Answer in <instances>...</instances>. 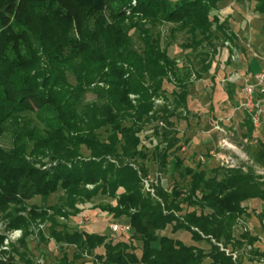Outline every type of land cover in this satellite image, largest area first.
Instances as JSON below:
<instances>
[{"label": "trees", "instance_id": "1", "mask_svg": "<svg viewBox=\"0 0 264 264\" xmlns=\"http://www.w3.org/2000/svg\"><path fill=\"white\" fill-rule=\"evenodd\" d=\"M71 1L85 9L39 12L19 9L23 0H0V134L8 125L12 133L11 145H0V218L6 220L4 231H22L9 250L0 249V264H41L29 248L32 235L73 248L71 257L63 251L58 264H77L80 259L83 264L88 255L93 264H264L260 262L264 249L253 248L259 236L243 229L234 234L237 222L248 215L249 201L260 203L256 216L264 228V175L243 166L217 167L208 173L200 163L195 168L184 166L178 155L184 135L172 118L187 108L191 66L183 68L185 82L169 100L163 84L178 80L179 66L167 46H162L159 33L153 39L144 35L140 49H135L118 27L125 13L113 9L114 24L105 27L114 29V44L102 48L98 32L83 25L81 18L86 12L104 11L106 0ZM220 1L136 0L138 9L132 10L155 22L177 24L194 49L215 36L214 30L235 41L228 17L223 25L214 12ZM253 1V10L264 14V0ZM46 14L63 20L61 36L48 45L36 27V20ZM70 29L78 33L77 38ZM31 34L46 53L44 64L31 50ZM73 58L79 60L76 66L70 63ZM201 60L200 69L208 70L207 59ZM88 92L95 95L91 101L83 99ZM159 98L163 105H156ZM33 119L45 123L44 131L38 130L37 123L32 125ZM153 122L157 144L148 149L141 146L139 133ZM244 126L250 138L254 127L249 116ZM247 150L254 163L264 166L263 140ZM149 157L157 162L156 197L142 188V177L150 174ZM161 174L170 175V187L161 182ZM180 181L187 183L186 189ZM119 188L122 192L115 205L99 207L116 218L125 217L130 231L118 235L129 238L108 239L109 234L59 225L57 217L63 216L64 208L78 212V203L100 194L114 196ZM58 192L63 196L57 199L59 205L27 210L28 199L39 196L45 202ZM43 223L46 235L44 227H38ZM167 230L171 234L183 230L192 242L171 237ZM4 238L0 233V248ZM133 240L140 242L139 252ZM200 241L209 248L198 246ZM241 249L243 256L233 258ZM248 253L255 258L246 259Z\"/></svg>", "mask_w": 264, "mask_h": 264}, {"label": "rangeland", "instance_id": "2", "mask_svg": "<svg viewBox=\"0 0 264 264\" xmlns=\"http://www.w3.org/2000/svg\"><path fill=\"white\" fill-rule=\"evenodd\" d=\"M136 5V0H106L104 11L101 13L86 12V14H84L81 18V23H83V25L84 23L89 25L91 31L95 30L96 33L98 32L99 39L97 41H99L98 44H100L102 48H105V46H112L114 44V29H112V27H105L106 25L112 26L114 24L111 19L113 9H122L125 13V18L121 20L122 22L118 24V27H120L122 32L128 36V39L132 42L135 49H140L142 44L141 39L144 38V35H148L151 39H153L157 37V34L159 33L162 46H167V51L170 57L173 58L175 60V64L179 66V70L176 72L178 80L173 78L172 82H164L163 84L166 89V97L169 100L172 97L171 93L173 91H178L177 86L180 82H185V70H183V68L191 66L192 69V74L189 76V97L187 108L185 111L178 110L182 111L180 116L172 118L176 128L184 135L181 142V147H184V149L179 150V155L185 158L186 154L191 152L193 148L192 144L196 141L195 139L206 133L205 131L210 130V132H213V135L215 136L212 140V145L209 146L210 148L205 149H211V153L213 154L230 153L237 159L239 166H243L244 169L251 167L255 173L264 175V166L254 163L247 150L249 146L252 147L256 144V140L259 139L264 141V118H262L259 126L254 127L252 136L248 138L246 136V128L242 125V112L240 111H243V109L239 106V102L242 100L240 101L237 95L234 97L233 101L225 99V90L226 88H229V85L226 80L220 81L223 75L229 77L232 71L236 69V65L239 63H237L236 59L233 60L231 58L233 54V49L231 47H233L234 44L232 38L227 35L224 37L218 30H214L215 36H210L209 41H202V44L196 46L194 50L193 46L190 45L191 42L189 35L184 29H180L175 23L164 21L155 22L148 16H144L138 12H133L132 9H138ZM254 5L255 2L253 0H221L218 4L219 9L214 11L219 16L223 25L229 23L228 25L238 34V37H236L238 46L235 47V53L236 55H240V57L243 55L239 49V45L247 44L249 48H252L250 47L251 45L249 43V39L254 36H251V34H253V32L255 33V29H259L260 26H264V15L257 14L253 10ZM19 9H37V11L42 12V9L85 8L78 7L71 0H23L21 8ZM227 17L228 23L224 24V19ZM62 22V18L57 14L54 16L46 14L39 17L36 20V27L37 31H41V41L48 45V43L52 42L53 39L60 37L62 32L60 26H62ZM100 28H104L105 30ZM109 29H112V31H108ZM258 31L260 32V30ZM69 33H71V35L75 38L78 36V33L75 30L70 29ZM37 34L39 35L38 32ZM30 39L32 52L36 53L38 57L40 56V62L44 64V58H46L44 55H46V53H44V50L40 47L35 35L31 34ZM198 39H201V37H198ZM203 58L207 59L210 64V69L207 72L200 69L202 66L201 59ZM70 63L76 66V64L79 63V60L73 58ZM194 71L199 73V77H196V72ZM68 78L70 82H73L74 79L70 73L68 74ZM244 78L239 79L238 83L235 85L238 92H241L243 86L241 85V82ZM92 87L93 84L90 85V88ZM94 98L95 95L93 92H88L83 96L85 101H91ZM238 100L239 102H237ZM155 103L156 105H163L164 100L159 98ZM215 113H220L223 120L218 121L217 117H215ZM40 117L42 116L40 115ZM36 123L38 124V130L41 132L44 131L45 123H38L37 120L33 119L32 125H35ZM215 125H218L221 130V132L218 130L221 137L227 132L226 134L229 136L228 143L232 148L223 150L219 148L215 133L217 130L211 131L212 127L213 129H216L214 128ZM154 127H156L155 122L146 125L143 131L139 133L141 145H147L148 149H152L154 145V143H149L150 138L154 139L156 143V138L153 136ZM11 136V126L8 125L7 128H5V130L0 134V145L3 147H9L11 145ZM100 137L104 136L100 135ZM81 153L85 157L88 155V152L84 147L81 148ZM210 156L209 153L207 158L203 156L205 157V161L202 164L203 168L206 169L208 173H212V169L220 167L217 156H214V158ZM146 165L150 176L153 179L158 177L157 162L149 157L146 161ZM46 167H49V164ZM159 178L165 185L168 184L169 187L172 185V178L169 174H161ZM179 183L180 187L183 189L187 188V183L184 181H180ZM89 187L91 186H87L88 189H90ZM121 192L122 189L119 188L115 191L114 196L100 194L92 198L89 202L85 201L78 203V212H74L75 210L72 212V210L64 208L61 211L63 216H58L57 221L60 226H65V228H68L69 230L86 229L95 233L109 234L108 239H116L117 237L124 239L129 238V235L122 236L118 235L119 233H112L110 227L112 223L123 224L125 222V217L120 216L119 218H116L113 213L102 210L99 207L100 204L105 205L109 203L112 206L115 205L116 196H118ZM61 197L63 196L60 192L51 194L45 202L42 201L39 196L32 197L26 201V205L28 207L27 210H29L30 207H51L59 205V203H57V199ZM246 205V212L248 215L241 217L237 222V225L234 228V234L239 235L241 234L242 229L246 228L247 231L258 234L261 239H264V232L256 216V214L261 210L260 203L258 201H249L246 202ZM48 213L50 214L51 212L48 211ZM23 215L26 216L27 214L23 213ZM0 223V233L5 235L7 231H10L3 230L6 225V220L0 218ZM45 225L46 223H43V227ZM61 228L62 227H60V229ZM31 230L34 231V233L36 232V229L33 227ZM42 232L44 235L47 234L45 227ZM166 234L180 239L185 243L192 242L189 238L190 235L183 230H179L173 234L167 230ZM46 240L47 241L42 242L38 240L35 235H32L29 240V248L35 255L36 260L42 259L41 264H58L63 251L68 252L71 257L73 252V248L71 246H61L60 244H56L53 240H48L47 238ZM133 243L138 248L139 252L141 247L140 242L133 240ZM196 244L205 250L209 248V244L206 241H200ZM242 249L239 250L238 253L234 251L236 257L240 258L243 256ZM89 256L90 255H88V258L87 256L82 258V261H84L83 264L94 263L93 257ZM245 256L246 259L255 258L251 253H248ZM80 262L81 259L77 261V264H80Z\"/></svg>", "mask_w": 264, "mask_h": 264}, {"label": "crops", "instance_id": "3", "mask_svg": "<svg viewBox=\"0 0 264 264\" xmlns=\"http://www.w3.org/2000/svg\"><path fill=\"white\" fill-rule=\"evenodd\" d=\"M259 15H264V14H259ZM263 28H264V26H260L259 29L258 28L255 29V33L253 32L254 35L251 34V36H254L253 38L249 39V43L251 45L250 47H252V48H249V46L247 44L239 45V49L243 55L241 57H240V55H238V54L236 55V53H235V49H236L235 47L238 46L237 45V38H236V37H238V34L233 30V28H231L232 32L235 35V41H234L233 47H231L233 49V54H232L231 58L233 60L236 59L237 63L238 62L239 63L236 65L237 66L236 69H234L232 71V73L230 74L229 77H226L223 75L222 78L220 79V81L226 80V82H228V85H229V88H226V90H225V94H224L225 99H227L229 101H233L234 97H236V95H237L238 99L241 101L243 98V87H244V85L246 83H253L254 82L253 75L255 73L261 71V70H264V60L261 58V55L264 54V29ZM258 30H260V32ZM209 69H210V66H209L208 70H206L205 72L209 71ZM241 78L242 79L244 78V80L241 82V85H243V86H242L241 92L240 91L238 92L237 89L235 88L236 87L235 85L238 83V80ZM188 97H189V89H188ZM188 97H187V102H188ZM239 100L237 102H239ZM240 112H242V125H244V121L248 115L244 110L240 111ZM215 117H217L218 121L223 120V117L221 116L220 113H218V114L215 113ZM212 130H215V131L217 130L215 133L217 136V145L218 146H219L221 139L225 138L228 141L229 136L226 134L227 132L224 133L223 136L221 137L220 136V132H221L220 129H213V127H212L211 131ZM253 131H254V128H253ZM253 131L251 132V136L253 134ZM205 132L206 133L200 135L199 137H197V139H195L196 141L194 144H192L193 148H192L191 152L187 153L185 158L181 157L179 155V151H178V155L183 160L184 166H187L190 168H195L197 163H200L201 167L203 168L202 164L205 160L204 159L201 160L200 156H205L207 158L208 153H209V156L211 155L210 157L214 158V156L211 154V149H205V148H210L209 146L212 145V142H213L212 140H213L215 135H213V132H210V130L205 131ZM153 140L154 139L150 138L149 143H154V145H153V147H154L157 144V141L155 143V140L154 141ZM143 146L147 147V145H143ZM180 148L181 149H179V150L184 149V147H180ZM206 151H208V152H206ZM123 224H126V223H123ZM260 225H261V223H260ZM261 228L264 232V228L262 225H261ZM87 231H89V230H87ZM89 232H92V231H89ZM253 234H255V233H253ZM256 235H258V234H256ZM258 236H259V240L253 244V248L257 247L259 249H264V243H263L264 239H261L260 235H258ZM96 251L99 252L100 250L97 249ZM41 262H42V259H41ZM89 264H93V263H89ZM253 264H258V263L253 262Z\"/></svg>", "mask_w": 264, "mask_h": 264}, {"label": "built area", "instance_id": "4", "mask_svg": "<svg viewBox=\"0 0 264 264\" xmlns=\"http://www.w3.org/2000/svg\"><path fill=\"white\" fill-rule=\"evenodd\" d=\"M264 60V54L261 57ZM254 82L246 83L243 87V98L240 102V108H242L247 115L250 117L253 127L259 126L262 118H264V70H261L253 75ZM214 128L219 129L218 125H215ZM219 148L227 149L232 148L228 141L224 138L221 139L219 143ZM213 156H217L220 167L224 168H234L238 167L237 159L230 153L226 154H213ZM200 159L203 160L204 157L200 156ZM158 178L155 177L153 179L150 174L142 177V188L143 191L151 195L152 197H156L155 195V186L157 185ZM264 224V220H263ZM39 228H43V224H39ZM111 231L115 234H127L130 231V227L127 224H118L112 223L110 225ZM1 228V223H0ZM246 230V228H243ZM1 232V231H0ZM19 233V235H17ZM22 235V231L20 229H13L7 231L5 233V238L3 240V244L1 246V250H9L10 243L16 242ZM233 258H235V254H233ZM41 262V259H40ZM260 262L264 263V260L261 259Z\"/></svg>", "mask_w": 264, "mask_h": 264}, {"label": "clouds", "instance_id": "5", "mask_svg": "<svg viewBox=\"0 0 264 264\" xmlns=\"http://www.w3.org/2000/svg\"><path fill=\"white\" fill-rule=\"evenodd\" d=\"M17 235H19V233H17Z\"/></svg>", "mask_w": 264, "mask_h": 264}]
</instances>
